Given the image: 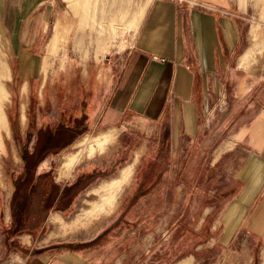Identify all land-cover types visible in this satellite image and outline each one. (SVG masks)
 I'll list each match as a JSON object with an SVG mask.
<instances>
[{
	"label": "crops",
	"instance_id": "1",
	"mask_svg": "<svg viewBox=\"0 0 264 264\" xmlns=\"http://www.w3.org/2000/svg\"><path fill=\"white\" fill-rule=\"evenodd\" d=\"M63 1L0 0V40L12 55L24 86L42 77L45 55L52 60L70 54V44H84L81 22L70 21ZM255 6V0H153L121 55L120 68L109 77L110 85L106 89L102 84L94 86L93 109L85 118L94 136L106 134L107 143L113 136L124 135L136 167L145 169V155L158 152L162 182H188L183 187L189 198L202 193L197 189L202 183L208 196L218 192L213 188L226 186L222 196L230 198L224 230L228 225L261 240L264 42L250 41ZM94 43L91 53L96 57ZM89 51L78 53L89 55ZM49 59L45 70L53 67ZM185 168L188 180L182 178ZM131 173L132 165L127 164L115 177L91 187L89 191L98 196L93 190L102 183L123 181L113 209L99 215L117 209ZM167 193L171 192L166 189ZM59 218L54 213L52 224ZM40 248H34L27 264L83 262L66 252H40Z\"/></svg>",
	"mask_w": 264,
	"mask_h": 264
},
{
	"label": "rangeland",
	"instance_id": "2",
	"mask_svg": "<svg viewBox=\"0 0 264 264\" xmlns=\"http://www.w3.org/2000/svg\"><path fill=\"white\" fill-rule=\"evenodd\" d=\"M147 1L90 0V18L83 22L86 0H64L70 21L74 25L81 22L84 44H70V54L50 60L53 67L27 86L21 84L8 49L0 46L9 72L1 79L8 92L2 104L8 131L1 130L0 264H27L34 248L40 247V252L80 257L83 262L79 264H263L264 237L258 240L228 225L224 230L230 198L222 196L226 186L213 188L218 192L208 196L202 183L197 186L202 193L197 191L189 198L184 189L188 182H162L158 152L145 155V169L136 167L124 135L113 136L103 151L82 158L71 176L58 178L64 154L78 150L77 143L84 136L94 135L85 118L93 109L94 86L102 84L106 89L109 77L120 68L121 55L135 35L131 20ZM255 1L257 6L251 9L253 44L264 42L263 5ZM99 25L107 51L95 57L91 52ZM71 37L75 38V31ZM122 40L125 46L120 48ZM72 47L78 51L89 48L91 55L74 53ZM127 164L132 165L131 178L117 209L77 223L82 211L99 198L89 191L91 187L115 177ZM187 170L184 180L189 177ZM117 189L121 192L122 186ZM166 189L171 193L165 195ZM54 213L64 225L52 224Z\"/></svg>",
	"mask_w": 264,
	"mask_h": 264
},
{
	"label": "bare ground",
	"instance_id": "3",
	"mask_svg": "<svg viewBox=\"0 0 264 264\" xmlns=\"http://www.w3.org/2000/svg\"><path fill=\"white\" fill-rule=\"evenodd\" d=\"M153 0H148L146 5L143 7V9L136 15V17L131 20L132 21V24L134 25L135 27V33L138 29V26L148 8V5H150V3L152 2ZM90 0H86V5L85 7L83 8V15H84V20L83 22L87 21L89 18H90V15H89V8H90ZM89 5V7H88ZM93 24V18H91L90 20ZM82 25V24H81ZM100 26V25H99ZM58 27V26H57ZM56 27V28H57ZM94 27V25H93ZM102 28L103 26L101 27L100 26V32L98 31V35H97V38H96V57L101 54L103 55L105 53V51H107V41L106 39L104 38V36L102 35ZM110 29H111V32L114 33V25H110ZM111 34V33H110ZM116 36V35H115ZM113 37V36H112ZM116 38V37H115ZM113 39V38H112ZM5 41V40H4ZM6 43V42H5ZM57 43V41H56ZM4 46L3 42L0 40V46ZM8 45V44H7ZM6 46V45H5ZM125 44L123 42V40L121 41L120 43V48L121 47H124ZM7 47V46H6ZM119 47V46H118ZM52 48V47H51ZM50 53H53L52 51ZM6 55V54H5ZM51 55V54H50ZM104 56V55H103ZM50 58L49 55H45V58H44V64H43V72H45V67H46V64L49 63L48 62V59ZM7 58V57H6ZM98 59V58H96ZM50 60V59H49ZM47 68V67H46ZM10 69V68H9ZM9 74L8 72V64L6 63V61L2 58V54L0 52V148L2 147V136H1V130L2 129H6L5 131H8L7 130V118H6V115H5V112H4V109H3V101L5 99H8V92L7 90L3 87L4 85H2V81L1 79L4 78V77H7V75ZM46 74V73H45ZM45 76V75H44ZM6 79V78H5ZM3 80V79H2ZM4 84V83H3ZM23 87V86H22ZM27 88V87H26ZM25 88V89H26ZM24 88H22L23 90ZM24 89V90H25ZM21 92V91H20ZM25 93V92H24ZM23 93V94H24ZM26 96V95H25ZM24 96V97H25ZM8 103V102H7ZM24 109V108H23ZM22 109V110H23ZM21 115H23L21 113ZM22 118V117H21ZM24 119V118H23ZM8 133V132H7ZM108 141V137L106 136V134H101V135H88V136H85L83 137L81 140L78 141L77 143V146H78V151L75 152V153H67V154H64V156L61 158V161H60V164H59V167H58V176L60 178H63V177H66L68 175L71 174V170L73 169V167L79 162L81 161V159L85 156H88V157H91L93 156L94 154L96 153H99L102 151L103 149V144L105 142ZM93 142V143H92ZM94 143L96 145H94ZM76 146V147H77ZM2 149V148H1ZM126 175L124 174L123 177H125ZM125 179V178H124ZM123 179V180H124ZM123 181H119L117 179L115 180H112L110 182H104L101 184V186L97 187L96 189H94L93 191L96 192L98 194V200H96V202H91L89 207L87 209H84L82 212V214H80L77 218V223H82L84 222L87 218H90L92 216H96V215H99L101 212H109L110 210L113 209L116 201H117V198L119 196V191L117 188H120V185ZM88 216V217H87ZM58 220V221H57ZM54 219L53 222L54 223H58V225H64V222L61 220V219ZM57 221V222H56ZM76 223V224H77ZM57 225V226H58ZM264 264V262H263Z\"/></svg>",
	"mask_w": 264,
	"mask_h": 264
},
{
	"label": "trees",
	"instance_id": "4",
	"mask_svg": "<svg viewBox=\"0 0 264 264\" xmlns=\"http://www.w3.org/2000/svg\"><path fill=\"white\" fill-rule=\"evenodd\" d=\"M40 160H41V159H40ZM40 160H39V161H40ZM146 168H147V167H146ZM74 186H75V185L70 186L67 190L64 191L63 194L65 195V194H68L69 192H71V190L73 189ZM61 195H62V194H61ZM15 231H17L16 233H20L19 230H15Z\"/></svg>",
	"mask_w": 264,
	"mask_h": 264
}]
</instances>
